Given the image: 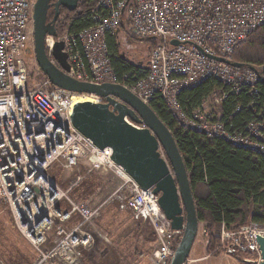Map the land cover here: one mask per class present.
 <instances>
[{"label":"built area","instance_id":"1","mask_svg":"<svg viewBox=\"0 0 264 264\" xmlns=\"http://www.w3.org/2000/svg\"><path fill=\"white\" fill-rule=\"evenodd\" d=\"M33 4L34 0H0V202L9 208L20 235L37 251L33 264L49 263L55 255L64 264H77L80 250L91 241L86 228L113 198L118 209L150 225L157 260L168 264L182 231L171 228L152 189L139 187L112 161L109 148L99 149L73 126L71 112L80 94L49 87L46 77L40 85L28 84L26 64L18 52L33 40ZM89 15L92 24L75 34L65 31L45 36L50 61L56 64L52 50L61 41L69 76L96 84H121L148 105L158 95L185 129L264 154L263 123L251 121L243 133L231 134L220 122V114L207 119L201 107L187 115L176 99L181 90L214 78L221 87L210 96L220 104L229 93L253 88L261 80L258 69L221 59L230 61L247 34L264 22V0H96ZM123 18L129 22L128 35L157 41L145 63L135 64L142 75L130 82L114 75L105 42V35L115 33ZM89 96L94 102L102 101ZM83 162L88 171L110 172L119 181L95 207L72 199L50 175L53 166L70 173ZM51 234L55 238L50 245ZM258 235L264 237V224L249 222L236 229L221 224L213 251L235 261L259 264Z\"/></svg>","mask_w":264,"mask_h":264},{"label":"trees","instance_id":"2","mask_svg":"<svg viewBox=\"0 0 264 264\" xmlns=\"http://www.w3.org/2000/svg\"><path fill=\"white\" fill-rule=\"evenodd\" d=\"M96 0H77L73 11L60 7L55 22L56 35L65 31L75 34L92 24L89 11ZM53 8L47 12V21ZM128 19L123 18L117 33L106 34L105 42L114 75L121 82L139 77L134 63L120 54L118 35L129 32ZM143 41L151 50L156 39ZM230 61L258 69L259 79L253 88L229 93L219 104V120L229 133H243L251 121L264 124V22L250 31L231 54ZM124 75H128L123 79ZM49 87H54L51 84ZM214 78L181 90L176 99L187 114L202 107L203 101L220 88ZM224 91L227 89L222 88ZM149 106L172 133L185 164L198 221L207 235L206 250L212 251L218 242L219 225L236 229L249 222L264 224V154L239 147L232 141L182 127L163 99L155 95ZM140 222V221H139Z\"/></svg>","mask_w":264,"mask_h":264},{"label":"water","instance_id":"3","mask_svg":"<svg viewBox=\"0 0 264 264\" xmlns=\"http://www.w3.org/2000/svg\"><path fill=\"white\" fill-rule=\"evenodd\" d=\"M76 6L77 0L34 1L33 53L36 64L52 86L80 95L93 94L102 99L99 102H75L71 112L73 126L99 149L109 148L112 161L123 168L139 187L152 189L158 195V205L171 228L182 231L168 264H185L199 221L187 170L172 133L148 104L121 84H96L69 76L65 72L69 63L61 41L56 42L52 50L56 64L47 57L44 38L56 35L55 22L60 7L73 11ZM50 7L53 8V17L47 21ZM170 43L177 44L175 40ZM256 241L261 250L260 264H264V237L257 236Z\"/></svg>","mask_w":264,"mask_h":264},{"label":"rangeland","instance_id":"4","mask_svg":"<svg viewBox=\"0 0 264 264\" xmlns=\"http://www.w3.org/2000/svg\"><path fill=\"white\" fill-rule=\"evenodd\" d=\"M118 40L121 55L134 64L139 61L145 63L150 50L144 41L131 37L124 31H120ZM18 55L25 61L28 84L31 86L42 84L45 76L38 71L34 59L33 40H29ZM214 99L213 96H209L202 104L200 113L207 119L219 115V103ZM160 152L165 157L162 149ZM50 175L63 190L68 191L72 199L90 207L102 202L119 184L110 173L88 171L85 166L70 173H64L62 169H52ZM57 226L56 224L53 229ZM86 230L91 233V241L80 250L77 264H162L156 257L157 244L150 225L141 219L135 220L130 211L118 209L117 199L113 198L104 204L93 225H89ZM54 238L55 235L51 234L47 243L51 245ZM207 239L203 223L199 222L188 259L202 258L196 264H251L243 261L234 262L235 260L232 261L233 259L213 250L207 251ZM37 256V251L18 232L7 205L0 202V264H33ZM55 256L46 264H64ZM190 259L187 264H193Z\"/></svg>","mask_w":264,"mask_h":264},{"label":"bare ground","instance_id":"5","mask_svg":"<svg viewBox=\"0 0 264 264\" xmlns=\"http://www.w3.org/2000/svg\"><path fill=\"white\" fill-rule=\"evenodd\" d=\"M89 95H79L75 98L76 102L77 101H94V98L92 96H89ZM258 236H261V235H258ZM258 244V243H257ZM258 250H259V264L261 262V250L259 249V245H258ZM245 263V262H243ZM247 263H251V262H247ZM251 264H254V263H251Z\"/></svg>","mask_w":264,"mask_h":264},{"label":"crops","instance_id":"6","mask_svg":"<svg viewBox=\"0 0 264 264\" xmlns=\"http://www.w3.org/2000/svg\"><path fill=\"white\" fill-rule=\"evenodd\" d=\"M81 166H85L86 168H87V170H88V164L86 163V162H83V163H81ZM60 169V167H56V166H53V167H51L50 168V171L52 170V169ZM61 170V169H60ZM96 172H104V171H96ZM107 173H110V172H107ZM111 174V173H110ZM112 175V174H111ZM113 176V175H112ZM191 251V250H190ZM190 254V253H189ZM190 259V258H189ZM199 260H202V258H199V259H190V262H192L193 264H196V263H199L198 261ZM232 261H234V260H232ZM201 262V261H200ZM234 262H236V261H234ZM238 263V262H237Z\"/></svg>","mask_w":264,"mask_h":264}]
</instances>
